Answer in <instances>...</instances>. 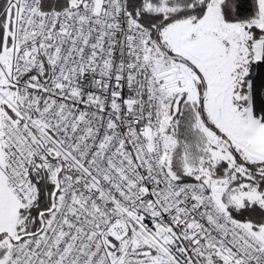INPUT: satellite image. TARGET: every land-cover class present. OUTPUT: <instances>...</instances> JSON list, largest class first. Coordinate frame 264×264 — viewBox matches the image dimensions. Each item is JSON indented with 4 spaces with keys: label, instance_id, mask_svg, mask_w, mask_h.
Returning <instances> with one entry per match:
<instances>
[{
    "label": "snow or ice",
    "instance_id": "6c2138e0",
    "mask_svg": "<svg viewBox=\"0 0 264 264\" xmlns=\"http://www.w3.org/2000/svg\"><path fill=\"white\" fill-rule=\"evenodd\" d=\"M0 264H264V0H0Z\"/></svg>",
    "mask_w": 264,
    "mask_h": 264
}]
</instances>
